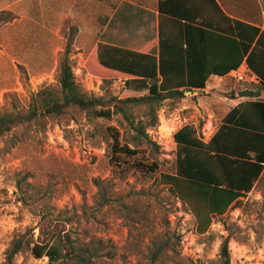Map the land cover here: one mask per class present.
<instances>
[{
  "label": "rangeland",
  "instance_id": "374dc122",
  "mask_svg": "<svg viewBox=\"0 0 264 264\" xmlns=\"http://www.w3.org/2000/svg\"><path fill=\"white\" fill-rule=\"evenodd\" d=\"M141 5L142 0H0V11L15 16L0 25V116L26 109L33 94L57 86L68 43L83 91L120 97L126 78L101 72L93 56L101 43L134 45L140 19L134 14ZM222 102L221 94L204 97L197 109L189 94L180 102L165 101L147 138L121 115L106 119L77 110L0 136V264L17 239H38L43 214L68 222L74 239L101 247L99 264H150L151 242L164 236L172 237L180 264H221L227 240L230 264H264V180L224 215H215L204 234L189 206L160 183L161 174L175 172V132L192 123L216 131L219 123L209 111L221 110ZM134 115L146 124L153 120L147 106L135 108ZM116 132L122 145L138 149L136 156L113 150ZM94 180L108 190V205L98 207ZM47 263L35 258L31 246L14 259V264ZM157 264L172 263L166 258Z\"/></svg>",
  "mask_w": 264,
  "mask_h": 264
},
{
  "label": "trees",
  "instance_id": "16d2710c",
  "mask_svg": "<svg viewBox=\"0 0 264 264\" xmlns=\"http://www.w3.org/2000/svg\"><path fill=\"white\" fill-rule=\"evenodd\" d=\"M216 8L220 12L217 5ZM14 19L11 11H0V25ZM70 47L71 43H68L60 58L57 86H47L33 94L26 109L1 115L0 136L21 125L60 118L71 110H77L106 119L121 115L131 129L147 138L146 130L157 125L158 110L165 101L180 102L185 97L180 90L182 87L189 91L203 89L207 81V77L200 79L192 76L191 63L187 65L188 78L182 77L185 74L184 64L165 61L162 47L157 59L153 54L101 43L97 45L93 56L96 68L107 74L124 77L126 81L120 97L105 99L91 96L77 82L70 60ZM226 71L215 68L207 71V75H225L228 73ZM257 73L264 85V78ZM257 105L264 114V103ZM141 106H147L153 116L149 124L138 121L134 115V109ZM238 111L236 108L228 114L208 143L201 140L193 125H185L178 130L174 134L177 145L175 172L161 174L160 183L170 186L177 198L194 213L200 234L207 232L215 215H224L250 193L256 183L258 186L264 180V126L260 127V132L243 129L235 120ZM119 137V132H116L113 150L124 156H136L138 149L122 145ZM147 142L154 150L159 149L151 140ZM94 184L98 188V207L108 205L112 200L103 182L94 180ZM49 218L47 214L41 217L43 224L39 228L37 240L21 237L12 244L4 264H14L16 255L24 246H31L35 258H47V264H99L101 247L96 248L91 243L74 239L66 229L68 222L61 219L50 221ZM172 241V237L164 236L151 242L150 264H157L166 258L172 264L182 262L175 260L172 254ZM220 259L221 264H230L228 240L222 244Z\"/></svg>",
  "mask_w": 264,
  "mask_h": 264
},
{
  "label": "crops",
  "instance_id": "0c3cea01",
  "mask_svg": "<svg viewBox=\"0 0 264 264\" xmlns=\"http://www.w3.org/2000/svg\"><path fill=\"white\" fill-rule=\"evenodd\" d=\"M138 7L141 10L134 14L140 18L134 27L137 41L127 49L153 54L159 59L162 47L165 61L184 64L185 78H188L187 65L191 63L193 77H207L203 89H180L185 97L189 94L198 102L192 107L197 109L204 97L221 94V110L209 111V118L219 123L217 130L237 108L235 120L239 125L260 132L264 114L257 103H264V85L257 72L264 78V0H142ZM215 68L228 73L207 75V71ZM237 71L252 74L256 81L238 82L234 76ZM187 125L198 130L201 140L202 134L207 133L210 137L202 140L205 143L217 132L210 133L207 131L210 128H200L196 123ZM256 188L257 183L248 194Z\"/></svg>",
  "mask_w": 264,
  "mask_h": 264
},
{
  "label": "built area",
  "instance_id": "2783aa9c",
  "mask_svg": "<svg viewBox=\"0 0 264 264\" xmlns=\"http://www.w3.org/2000/svg\"><path fill=\"white\" fill-rule=\"evenodd\" d=\"M235 79L238 81V82H245V81H251V82H254V81H256V77H254L252 74H247V73H245V72H242V71H237L236 73H235ZM183 126H185V124L183 125L182 124V127ZM175 131V130H174ZM209 135H207V133H203L202 134V140L203 141H206V140H208L209 139Z\"/></svg>",
  "mask_w": 264,
  "mask_h": 264
}]
</instances>
